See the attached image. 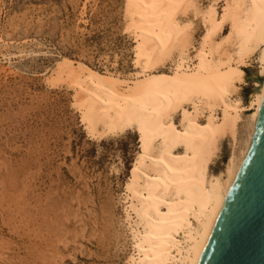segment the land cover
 Here are the masks:
<instances>
[{"label":"rangeland","instance_id":"rangeland-1","mask_svg":"<svg viewBox=\"0 0 264 264\" xmlns=\"http://www.w3.org/2000/svg\"><path fill=\"white\" fill-rule=\"evenodd\" d=\"M125 6L126 0H0V264H128L136 255L125 216L139 134L92 136L73 107L70 81L49 82L65 59L131 77L135 44L125 32ZM191 34L198 47L203 27L197 23ZM251 65L239 93L244 107L258 68ZM252 113L247 109L240 122L239 145L230 137L221 143L212 174L224 173L243 148Z\"/></svg>","mask_w":264,"mask_h":264},{"label":"bare ground","instance_id":"bare-ground-1","mask_svg":"<svg viewBox=\"0 0 264 264\" xmlns=\"http://www.w3.org/2000/svg\"><path fill=\"white\" fill-rule=\"evenodd\" d=\"M199 1L126 0L125 32L134 37L136 72L121 77L65 59L49 81H70L73 107L92 136H140L126 185L125 217L136 252L128 264H199L261 117L264 0H221L222 15L217 0L206 8ZM197 23L204 34L195 47ZM253 62L258 68L244 107L239 93ZM167 63L172 67L166 71ZM247 109L253 113L243 148L234 151L224 173L212 174L221 143L230 137L239 145Z\"/></svg>","mask_w":264,"mask_h":264},{"label":"water","instance_id":"water-1","mask_svg":"<svg viewBox=\"0 0 264 264\" xmlns=\"http://www.w3.org/2000/svg\"><path fill=\"white\" fill-rule=\"evenodd\" d=\"M199 264H264V105L248 155Z\"/></svg>","mask_w":264,"mask_h":264}]
</instances>
